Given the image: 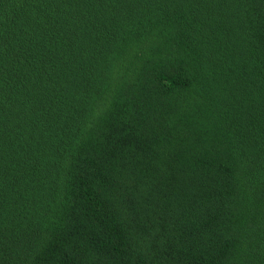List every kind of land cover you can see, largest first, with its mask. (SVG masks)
Wrapping results in <instances>:
<instances>
[{"label": "trees", "instance_id": "1", "mask_svg": "<svg viewBox=\"0 0 264 264\" xmlns=\"http://www.w3.org/2000/svg\"><path fill=\"white\" fill-rule=\"evenodd\" d=\"M0 264H264V0H0Z\"/></svg>", "mask_w": 264, "mask_h": 264}]
</instances>
